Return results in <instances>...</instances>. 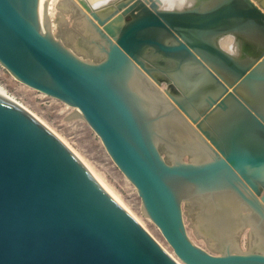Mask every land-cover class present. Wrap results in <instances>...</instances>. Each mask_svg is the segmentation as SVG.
<instances>
[{
  "label": "water",
  "instance_id": "95a60500",
  "mask_svg": "<svg viewBox=\"0 0 264 264\" xmlns=\"http://www.w3.org/2000/svg\"><path fill=\"white\" fill-rule=\"evenodd\" d=\"M0 63L81 111L177 256L0 90V264H264V0H0Z\"/></svg>",
  "mask_w": 264,
  "mask_h": 264
},
{
  "label": "rangeland",
  "instance_id": "374dc122",
  "mask_svg": "<svg viewBox=\"0 0 264 264\" xmlns=\"http://www.w3.org/2000/svg\"><path fill=\"white\" fill-rule=\"evenodd\" d=\"M0 86L52 128L59 138L62 137L70 144L71 149L77 151L106 186L121 199L125 208L139 219L136 218L171 255L177 257L160 228L145 213L136 186L115 163L100 136L77 107L24 84L1 63Z\"/></svg>",
  "mask_w": 264,
  "mask_h": 264
},
{
  "label": "bare ground",
  "instance_id": "6f19581e",
  "mask_svg": "<svg viewBox=\"0 0 264 264\" xmlns=\"http://www.w3.org/2000/svg\"><path fill=\"white\" fill-rule=\"evenodd\" d=\"M0 90L1 91H3L4 93H6L8 96H10L11 98H13L15 101H17L18 103H20L29 113H31V114H33V115H35L33 112H31L30 111V109L28 108V107H26L24 104H22L20 101H18L17 99H15L13 96H11L5 89H3L1 86H0ZM81 115H82V113H81ZM36 116V115H35ZM37 117V116H36ZM37 118H39V117H37ZM40 119V118H39ZM41 120V119H40ZM42 121V120H41ZM54 133H55V131L52 129V128H50ZM57 135V134H56ZM61 138V140L64 142V143H66V144H68L62 137H60ZM73 149V148H72ZM71 149V150H72ZM74 150V149H73ZM72 150V151H73ZM75 151V150H74ZM79 154V153H78ZM79 156H80V158H81V160L91 169V167L84 161V159H83V157L79 154ZM94 173H95V171L93 170V169H91ZM96 174V173H95ZM97 175V174H96ZM98 176V175H97ZM99 177V176H98ZM100 178V177H99ZM101 179V178H100ZM102 180V179H101ZM102 182H103V184H104V186L122 203V205H123V202L121 201V199L115 194V193H113V191H111L107 186H106V183L102 180ZM124 206V205H123ZM124 207H126V206H124ZM127 209V208H126ZM131 213V212H130ZM137 218V217H136ZM138 219V218H137ZM139 220V219H138Z\"/></svg>",
  "mask_w": 264,
  "mask_h": 264
}]
</instances>
